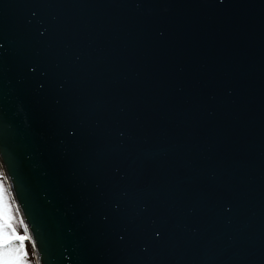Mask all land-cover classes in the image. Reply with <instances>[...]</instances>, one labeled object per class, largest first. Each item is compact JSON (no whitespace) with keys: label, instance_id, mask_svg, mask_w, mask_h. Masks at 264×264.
<instances>
[{"label":"water","instance_id":"95a60500","mask_svg":"<svg viewBox=\"0 0 264 264\" xmlns=\"http://www.w3.org/2000/svg\"><path fill=\"white\" fill-rule=\"evenodd\" d=\"M0 107L36 264H264V0H0Z\"/></svg>","mask_w":264,"mask_h":264},{"label":"snow or ice","instance_id":"6c2138e0","mask_svg":"<svg viewBox=\"0 0 264 264\" xmlns=\"http://www.w3.org/2000/svg\"><path fill=\"white\" fill-rule=\"evenodd\" d=\"M219 2L223 3L224 0H219ZM31 71L35 72L36 68H32ZM6 135L3 108L0 107V154L3 153ZM70 135L75 136V131H72ZM0 178H2V173H0ZM157 235L159 236V233ZM29 240V236L20 234L15 228L14 215L10 205L5 202L4 186L0 183V264H27V242Z\"/></svg>","mask_w":264,"mask_h":264},{"label":"trees","instance_id":"16d2710c","mask_svg":"<svg viewBox=\"0 0 264 264\" xmlns=\"http://www.w3.org/2000/svg\"><path fill=\"white\" fill-rule=\"evenodd\" d=\"M0 168H1V167H0ZM0 173H1V172H0ZM0 179H1V183L5 184L4 180H3L2 178H0ZM5 185H6V184H5ZM6 186H7V185H6ZM6 191H7L6 194H7L8 197H9V194H8V193H9V192H8L9 189L6 190ZM9 200H10V202H9V204H10V208H11V211H12V213H13V215H14V226H15V228L17 229V231H18L20 234L26 236L25 231H24V229H23V227H22V225H21V223H20V221H19V218H18L17 212H16L15 208L13 207V203H12L10 197H9ZM6 202H7V201H6ZM7 204H8V203H7ZM27 247H28V257L26 258V259H27V264H36V263H35V260H34V257H33V251H32V248H31L29 242H27Z\"/></svg>","mask_w":264,"mask_h":264},{"label":"rangeland","instance_id":"374dc122","mask_svg":"<svg viewBox=\"0 0 264 264\" xmlns=\"http://www.w3.org/2000/svg\"><path fill=\"white\" fill-rule=\"evenodd\" d=\"M0 172L2 173V179L4 180V182H5V184H6V181H5V178H4V175H3V172H2V170H1V168H0ZM0 183H1V179H0ZM3 184V183H2ZM5 184H3V186H4V191H5V202L6 203H8L9 204V202H10V200H9V197H10V199L12 200V198H11V196H10V193H8L9 194V197H8V195L6 194V190H8V187L5 185ZM9 192V191H8ZM10 205V204H9ZM14 207V206H13ZM34 257V256H33ZM35 260V259H34Z\"/></svg>","mask_w":264,"mask_h":264},{"label":"bare ground","instance_id":"6f19581e","mask_svg":"<svg viewBox=\"0 0 264 264\" xmlns=\"http://www.w3.org/2000/svg\"><path fill=\"white\" fill-rule=\"evenodd\" d=\"M10 193V192H9ZM11 196V195H10ZM12 201V200H11ZM12 203H13V201H12ZM13 206H14V203H13ZM15 208V207H14ZM16 210V209H15ZM20 221V220H19ZM21 223V222H20Z\"/></svg>","mask_w":264,"mask_h":264}]
</instances>
